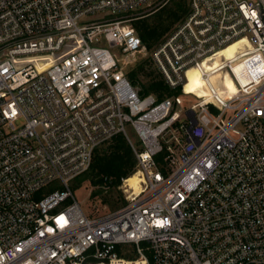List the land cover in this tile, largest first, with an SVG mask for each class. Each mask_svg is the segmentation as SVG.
Instances as JSON below:
<instances>
[{
    "label": "built area",
    "instance_id": "1",
    "mask_svg": "<svg viewBox=\"0 0 264 264\" xmlns=\"http://www.w3.org/2000/svg\"><path fill=\"white\" fill-rule=\"evenodd\" d=\"M166 1L0 0V264H264V0H188L149 52L181 90L158 100L125 67L147 54L131 20ZM192 67L209 101L184 91ZM117 133L139 190L87 213L70 181Z\"/></svg>",
    "mask_w": 264,
    "mask_h": 264
},
{
    "label": "trees",
    "instance_id": "2",
    "mask_svg": "<svg viewBox=\"0 0 264 264\" xmlns=\"http://www.w3.org/2000/svg\"><path fill=\"white\" fill-rule=\"evenodd\" d=\"M188 11V0H167L163 5L140 15H136L131 20V25L134 27L136 33L139 35L142 44L148 51H151L161 39L180 21ZM228 47V46H227ZM224 49V48H223ZM234 54H227L226 57H232ZM222 56V49L210 60L217 62ZM207 65V64H206ZM195 71V70H191ZM189 75L188 82L184 85V91L195 93L198 97H204L205 100L211 99V94L207 83L202 78L203 84L200 86H192L189 82L195 76ZM197 73L200 75L199 71ZM220 73L211 74V81L218 89L221 97H228L238 91L235 83L233 86L236 91L233 93L228 91L226 80L220 84L216 83V76ZM126 75L134 86H138L140 94H153L159 100L165 96H172L181 93L180 87L171 88L165 81L161 72L153 65L150 55L143 57L135 67L126 71ZM201 76V75H200ZM197 80V78H196ZM222 99V98H221ZM133 145L137 150L141 149L138 138L133 137ZM164 153H160L156 158L162 165V157ZM136 156L131 144L122 133L115 134L111 140L96 148L93 152V157L89 168L83 173L77 175L73 179H77V183L72 185V190L79 187L81 181H87L91 186L96 187L90 192L91 197L100 198L103 192V187L108 186L114 189L113 193L105 197L102 202L110 204L111 209H116L126 200L122 197L121 191L117 188L122 179L130 176L135 172ZM72 179V180H73ZM119 256L133 259L134 254L123 253L119 251ZM112 264H128L126 260H115ZM129 264H140L138 262H131Z\"/></svg>",
    "mask_w": 264,
    "mask_h": 264
},
{
    "label": "rangeland",
    "instance_id": "3",
    "mask_svg": "<svg viewBox=\"0 0 264 264\" xmlns=\"http://www.w3.org/2000/svg\"><path fill=\"white\" fill-rule=\"evenodd\" d=\"M241 43H243L242 41H238V42H235L231 45H229L228 47H225L224 49H222V55L226 56L227 54H234L238 48L241 46ZM147 54L145 56H143V53L140 54V53H137L134 55V57L130 58V63L127 64V66L125 67L126 71H129L130 69L134 68L136 63H138V61H140L143 57H148L150 54L147 49ZM192 72H195L193 73V76H195L194 78L191 79V81L189 82L192 86H200L203 84L202 82V78L201 76L197 73V70L195 71H187V78L190 76H192ZM221 75L218 74L216 76V83H218V77ZM197 78V80H196ZM224 80H226V85L228 87V91H231V92H235L236 91V88L232 85L233 84V81L232 79L228 76V75H225L224 77ZM138 87V86H137ZM189 99V98H188ZM127 131L129 132L130 136L131 137H135L134 135V132L133 130L131 129V127L129 125H127ZM77 179H73L70 181V188L72 187V185L76 184L77 183ZM123 179L121 181V183L119 184V186L117 187L119 189V191H121V195L122 197L126 200V195H127V192L123 186ZM93 189H96V187H93L91 186L87 181H81L80 182V185L79 187H76L72 190L73 191V194H74V197L76 198V200L80 203V205L82 206V208L87 212V213H90V214H100V213H103V212H106V211H111L113 209H111L110 207V204L107 203V202H102L103 199L105 197H108L110 196L111 194L110 193H113L114 195V189L111 188V187H108V186H104L103 187V192L101 193L100 195V198L98 197H91L90 196V192L93 190ZM131 262H138L140 263L138 260H135V261H128V264L131 263Z\"/></svg>",
    "mask_w": 264,
    "mask_h": 264
},
{
    "label": "bare ground",
    "instance_id": "4",
    "mask_svg": "<svg viewBox=\"0 0 264 264\" xmlns=\"http://www.w3.org/2000/svg\"><path fill=\"white\" fill-rule=\"evenodd\" d=\"M239 41H242L243 42V43H241V46H242V44L245 43V40L244 39L243 40H239ZM235 42H238V41H233V42L229 43L228 45H226L225 47H227V46H229V45H231V44H233ZM225 47H223V48H225ZM192 69L193 70H197L195 67H192V68L188 69V71L189 70H192ZM229 96H231V95H229ZM138 176H139V172H133L130 176H128L125 179H123V183H124L123 186H124V188H125V190H126L127 193L131 189H133V193H136L139 190L138 182L140 180H139V177ZM140 264H141V262H140Z\"/></svg>",
    "mask_w": 264,
    "mask_h": 264
}]
</instances>
